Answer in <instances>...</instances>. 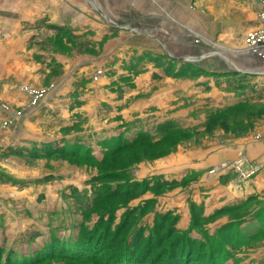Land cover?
<instances>
[{
  "label": "rangeland",
  "instance_id": "obj_1",
  "mask_svg": "<svg viewBox=\"0 0 264 264\" xmlns=\"http://www.w3.org/2000/svg\"><path fill=\"white\" fill-rule=\"evenodd\" d=\"M69 1L0 0V264H264V0Z\"/></svg>",
  "mask_w": 264,
  "mask_h": 264
},
{
  "label": "trees",
  "instance_id": "obj_2",
  "mask_svg": "<svg viewBox=\"0 0 264 264\" xmlns=\"http://www.w3.org/2000/svg\"><path fill=\"white\" fill-rule=\"evenodd\" d=\"M138 141H140V139ZM124 146H126V145H124ZM240 206L241 205L236 206V207H231V208L228 209V211L237 210V209L240 208ZM254 232L255 231L247 234V233H244V232H242V233L238 232L236 230V233H237L236 235L237 236H235L234 239L238 242V241H240L241 237H247L248 235L251 236V234H253ZM232 236H234V235L232 234L230 237H232ZM33 237H34V235H33ZM74 238H75V240L73 242L72 241L71 242H64L62 244H59V242H58V243L54 244L53 246H51V249L54 252H65V254H66V255H64V254L61 255V253H56V255H59V256L64 257V258H69V259H72V260H80L81 261L82 256L85 255V252H87V249L89 248V247H86L87 245L86 246L82 245V244H85V241H87V240L85 239L86 237L84 236V233H79V235L76 234L74 236ZM155 240L156 241H154V242H151V243L148 242L147 243V245H149V247H150V250L152 249V247H154L153 245L157 242V239H155ZM125 242L120 241L119 245H118L119 246L118 252H121V254L124 253V255H122V259H120L122 261L124 260L125 256L127 255V253L125 254V251H126V248H127V246L129 245V243L131 241H129V239L126 238ZM75 243H77V244L81 243L80 248L77 247L78 245H76ZM123 243H125V244H123ZM193 245H194V243L187 244V243H182V242H179V241L174 242V248H176V249H174L175 250V254H178V257L175 258L174 251H172L173 249L167 250V248H166L167 251L164 253L165 257H164L163 264H172L174 260H175L174 262H176L175 264H189L190 260H195V259L197 260L199 253H195V252H196V249H198V248H193ZM181 249H182V251H181ZM193 250H195V251H193ZM82 251H84V252H82ZM217 252H219L218 253V255H219L220 252H221V248L217 247V248L212 249L209 252L205 253L206 261L210 260V261H207L206 264H216L217 261H216V257H214V254H216ZM226 252H224V253H226ZM229 252H230V255H232L231 250H229ZM45 253L46 252H44V251L38 252V254L36 256L34 255V256H29V257H23L19 261H12V259H10V257H8L6 259V262L3 263V264H37V263H39L38 261L45 259L44 257L47 256ZM138 257L139 256L136 255V257L133 258V259L138 261V259H139ZM46 259H47V257H46ZM118 264H121V263H118Z\"/></svg>",
  "mask_w": 264,
  "mask_h": 264
},
{
  "label": "crops",
  "instance_id": "obj_3",
  "mask_svg": "<svg viewBox=\"0 0 264 264\" xmlns=\"http://www.w3.org/2000/svg\"><path fill=\"white\" fill-rule=\"evenodd\" d=\"M59 2H60V5H61V3H63L64 2V4L63 5H65L66 6V3H68V4H72V5H76L75 3H71L69 0H59ZM257 3V2H256ZM74 7H76V6H68L67 7V12H68V14L70 15V14H72L73 12H74ZM72 8V9H71ZM74 8V9H73ZM54 11V10H53ZM57 13H58V11H57ZM65 13V12H64ZM59 14V13H58ZM53 16V15H52ZM105 20V22H108L109 24H111L110 22H109V20H107L106 18L104 19ZM60 23H64V20H61L60 21ZM84 25V24H83ZM86 25V24H85ZM111 26H112V28H114V25L113 24H111ZM73 27H75V26H73ZM260 64V63H259ZM263 66V65H262ZM263 68V67H262ZM22 97H25L24 95H22ZM237 198H241V197H237Z\"/></svg>",
  "mask_w": 264,
  "mask_h": 264
},
{
  "label": "built area",
  "instance_id": "obj_4",
  "mask_svg": "<svg viewBox=\"0 0 264 264\" xmlns=\"http://www.w3.org/2000/svg\"><path fill=\"white\" fill-rule=\"evenodd\" d=\"M263 8H264V6H263ZM260 30H262V32H259V33H256L255 34V37H254V40L256 39V38H259L258 36L259 35H264V29H260ZM250 51H247V53H249V52H251V51H253L255 48H253V44H252V47H250ZM262 51H264V49H262ZM252 56H256V54H254L253 53V55Z\"/></svg>",
  "mask_w": 264,
  "mask_h": 264
},
{
  "label": "bare ground",
  "instance_id": "obj_5",
  "mask_svg": "<svg viewBox=\"0 0 264 264\" xmlns=\"http://www.w3.org/2000/svg\"><path fill=\"white\" fill-rule=\"evenodd\" d=\"M247 51H250V50H247ZM264 63V62H263Z\"/></svg>",
  "mask_w": 264,
  "mask_h": 264
}]
</instances>
